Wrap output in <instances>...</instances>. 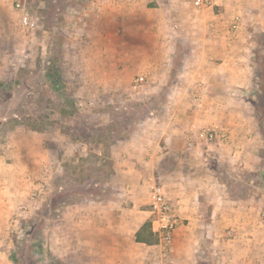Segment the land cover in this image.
I'll return each mask as SVG.
<instances>
[{
  "label": "rangeland",
  "instance_id": "rangeland-1",
  "mask_svg": "<svg viewBox=\"0 0 264 264\" xmlns=\"http://www.w3.org/2000/svg\"><path fill=\"white\" fill-rule=\"evenodd\" d=\"M250 1L227 3L249 8ZM216 3L211 0L208 7L198 8L194 0H0V264L4 256L8 264L76 262L72 248L82 245L78 231L85 228L87 234L88 222L81 223L80 213L75 218L71 205L88 209L92 201L117 196L121 176L112 157L114 146L124 142L129 146L125 152H136L142 135L164 132L173 78L152 70L159 50L164 56L170 52L157 41L170 34L178 45L171 50L179 52L183 28L193 21L209 23L205 34H193L209 38L217 19L228 20L229 32L244 20L242 34L250 41L246 64L253 82L243 96L251 102L260 168L246 171L226 160L204 157L211 159L206 174L212 172L224 183L228 211L239 207L259 212L264 219V178L259 172L264 167V90L260 95L254 91L264 87V22L256 28L249 23L247 8L220 11L224 6ZM23 13L33 26L22 24ZM189 44L200 45L195 40ZM51 63L60 76L47 75ZM186 94L193 102L199 97L195 89ZM232 96L237 100L240 95ZM252 103L257 104L256 117ZM197 130L186 131L184 137ZM219 139L213 144L217 146ZM205 147L207 153L216 151ZM201 162L194 163L199 171ZM173 164L163 156L159 172L153 173L166 192L174 187L168 177ZM210 207L202 206L206 215ZM181 220L178 227L186 222ZM235 234L229 223L219 236L205 231L177 246L173 239L167 261L159 258L157 238L139 244L136 251H145L140 264L230 263L237 252Z\"/></svg>",
  "mask_w": 264,
  "mask_h": 264
},
{
  "label": "crops",
  "instance_id": "crops-1",
  "mask_svg": "<svg viewBox=\"0 0 264 264\" xmlns=\"http://www.w3.org/2000/svg\"><path fill=\"white\" fill-rule=\"evenodd\" d=\"M227 1L215 0L216 4L224 6L219 8L220 11L227 8L225 10L236 13L238 9L247 8L239 7L238 4L228 7ZM248 5L249 23L254 27H261L264 22V0H251ZM243 22L244 20L238 30L229 32L225 30L228 20L217 19L215 23H211L216 27L214 33L206 38L203 35L195 37L193 34L196 30L205 34L209 23L201 26L193 21L187 29L183 28L180 41L182 47L176 53L171 50L178 46L172 35L165 34L164 41H157L161 48L167 47L170 51L164 56L159 50V54L154 56L156 65L152 68L153 71L160 69L159 74L173 78L168 84L171 93L168 125L159 134L142 135L136 152H125L129 146L124 142L118 144V147L114 146L112 157L115 158L121 176V190L117 196L92 201L88 209L77 204L71 205L75 207L72 208L75 218L80 213V219L84 217L81 223L87 220L89 233L86 240L85 228L78 231L77 241L82 245L72 248V253L78 260L73 264L141 263L140 258L144 257L145 251L137 253L136 249L139 244L145 243L137 242L135 234L149 221L150 193L147 183L153 173L159 172L163 156H168L175 163L168 176H171L174 187L165 192L167 195L171 194L168 197L173 207L186 220L185 224L174 231L175 246L182 241L188 243L205 231L219 236L224 224L231 223L236 232L233 243H238L237 252L234 251L235 258L230 259V263L224 260L221 264H264L263 217H259V212L251 214L250 211H241L239 207L228 211L224 183H219L212 172L206 174V171H210L207 166L211 159L204 157L207 155L212 160L223 159L233 167L246 171L260 168L254 117L250 114L251 102L243 96L252 82L251 69L246 64L249 60L246 44L249 45L250 41L243 37ZM185 32L189 33L186 37ZM194 40L199 41L200 45L192 47L189 43ZM194 89L199 97L193 102L186 93ZM233 94L240 95L237 100H241V103H236ZM245 111H248L247 115ZM210 125L218 126L226 134L219 139L217 146L211 142L196 144L190 149L185 147L186 131ZM205 146L215 148L216 151L207 153ZM162 149L166 151L163 152ZM200 160L202 170L199 171L194 163ZM203 160H207V164ZM205 203L211 204L208 215L202 208ZM86 210L87 214L84 215L83 211ZM76 235L74 228V236ZM182 235H185L184 238ZM223 245L226 244L221 246ZM62 246H65V239L62 240ZM63 250L66 252L65 248ZM84 254L87 257L81 259ZM3 260L4 264H8L5 256Z\"/></svg>",
  "mask_w": 264,
  "mask_h": 264
},
{
  "label": "built area",
  "instance_id": "built-area-1",
  "mask_svg": "<svg viewBox=\"0 0 264 264\" xmlns=\"http://www.w3.org/2000/svg\"><path fill=\"white\" fill-rule=\"evenodd\" d=\"M198 8L208 7L211 0H194ZM18 7L20 3L16 4ZM21 22L26 26H33V22L28 19L27 14L21 15ZM140 78L136 79L138 82ZM138 84L135 83L133 88H137ZM194 99L195 95H194ZM225 132L216 126L198 129L195 132H190L185 137V144L188 149L200 143H211L218 137L224 138ZM147 188L150 193L149 211H150V224L151 231L156 235L157 242L154 244L158 248L159 258L163 260L169 259V252L173 241L174 231L182 222L180 215L173 207L171 199L165 192L164 187L155 180L153 176L148 179ZM264 216V211L262 212ZM227 236L231 232L226 233Z\"/></svg>",
  "mask_w": 264,
  "mask_h": 264
},
{
  "label": "trees",
  "instance_id": "trees-1",
  "mask_svg": "<svg viewBox=\"0 0 264 264\" xmlns=\"http://www.w3.org/2000/svg\"><path fill=\"white\" fill-rule=\"evenodd\" d=\"M53 63V62H52ZM50 64L49 66H47V75L48 76H51V77H53V76H55V75H58V76H60V70L57 68H54L53 67V64ZM262 64H263V66H264V62H262ZM262 66V65H261ZM257 75H260V77H262L263 75H262V73L261 72H258V74ZM59 78H61V77H59ZM60 81L63 83L64 82V80L63 79H60ZM59 81V82H60ZM252 82H253V80H252ZM64 90V89H63ZM62 90V93H66V91L64 90L63 91ZM264 90V87H261V88H259L258 90H254L255 91V93H257L258 95H260L261 94V92ZM66 100L67 101H70V97H68L67 95H66ZM256 103H252V108H253V111H254V113H255V117L257 116V113H256V110H257V107H256ZM259 172H261V175H262V177L264 178V167H261V169H260V171ZM135 240L137 241V242H143V243H146V244H151V243H153L154 241H156V235L151 231V224H150V221H147V222H145L142 226H141V228L136 232V234H135Z\"/></svg>",
  "mask_w": 264,
  "mask_h": 264
}]
</instances>
